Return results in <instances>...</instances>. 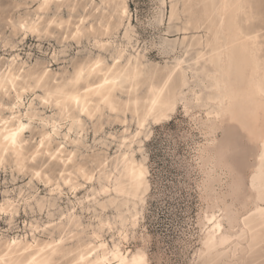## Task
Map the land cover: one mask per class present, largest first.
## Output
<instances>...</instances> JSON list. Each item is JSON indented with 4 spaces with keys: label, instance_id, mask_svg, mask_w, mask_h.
Here are the masks:
<instances>
[{
    "label": "rangeland",
    "instance_id": "obj_1",
    "mask_svg": "<svg viewBox=\"0 0 264 264\" xmlns=\"http://www.w3.org/2000/svg\"><path fill=\"white\" fill-rule=\"evenodd\" d=\"M256 1L259 3L254 4V12L260 11L264 16V0ZM127 2L130 10L127 19L132 28L136 30L138 36L148 35L154 38L156 43L153 47L141 51L142 44L125 41L123 31L112 33L111 38L115 45L127 48L128 44H131L136 53L143 54L145 56L143 60L148 63L149 70H162L166 66L174 65L177 58L190 59L191 56L186 54L183 45L192 43L194 38L204 42L209 37L205 25L199 29L192 26L196 18L202 14L199 12L202 10L203 2L197 0H127ZM68 4L76 5L75 10L64 6L60 13L56 12L55 8L49 12L53 14L56 12L58 16L64 18L72 16L73 23H77L81 16L95 11L97 7L105 9L104 20L111 12L116 14L114 3H109L108 0H70ZM187 5H193L192 12H185ZM37 6V0H0V66L3 65L5 68L4 61H10V57L5 55L3 43L15 36L14 24L23 18H35ZM172 12L175 16H172ZM188 15L193 17L189 23L192 29L171 31L174 25L183 24ZM156 16L160 17V23L153 26L150 20ZM8 21L12 22V27ZM254 25L260 32L264 22L256 18ZM126 28L127 26L125 31ZM260 41L263 44L261 56L264 57V34H261ZM41 43L38 38L29 37L20 48L27 56V53L34 50L38 53ZM43 43L45 51L50 48L55 50L56 45L50 41ZM93 44L94 40L90 43L87 37L82 41L85 48H91ZM218 51L215 49L206 58L214 59ZM105 57L109 61V57ZM35 63L36 60H33L31 65ZM216 67L217 64L215 67L212 66V69ZM49 68L60 73L73 72L75 65L74 61L68 58L67 61L61 60L50 64ZM194 80L191 70H188V80L181 87L182 92L175 112L159 123L150 118L143 128L141 137L134 139L133 146L137 158L141 160L144 155L148 157L151 189L144 194V201L141 199L142 194L136 193L123 172L119 147L124 136H132L135 131L141 129L138 118L128 109L125 117L128 122L127 134L124 132L125 125L117 119H113L108 125L107 130L117 136L119 143L110 144L104 153L108 157L111 169L108 172L111 177L108 183L111 184L112 191L106 200L101 201L107 208L103 213V219L105 223L110 221L114 226H123L130 232L133 237L131 246L146 249L150 260L155 264H225V262L245 264L247 255L245 251L238 249L234 253L233 244L221 246L218 250H208L206 237L212 225L209 218L216 215L222 221L224 230L232 236L233 241H236L237 234L242 228V218L258 200L253 199L251 195L253 191L251 178L259 162L264 118L259 106L251 109L250 105L242 102V94L246 93V89L241 91L232 84L227 90V98L220 103L218 100L208 98L213 93L211 88H203L202 99L197 98ZM197 90L201 93L199 88ZM145 91L146 86H142L141 92L144 94ZM42 92L40 89L37 90V93ZM120 95L123 99L126 98L125 94ZM37 102L39 110L46 115L58 112L51 105H42L38 100ZM57 117L63 118L62 114ZM26 134L31 137L30 132ZM37 135L38 132H35L31 141H35ZM140 139L142 142H139ZM31 146L30 144V148ZM11 167L12 161L9 160L7 174L0 170L2 201L7 190L4 187L5 180L15 188H19L23 183V180L19 183L12 181ZM235 188L238 190H234ZM82 195L86 199V194ZM56 203L58 207L54 205L52 209L54 216L71 211L72 201L67 197ZM93 209L92 212L86 209L76 212L81 216L82 222L89 225L88 231H92V227L97 223L95 217L99 209H96L95 205ZM136 212H139L138 221L130 227V221L126 219ZM48 221L47 211L41 214L31 208L27 211L21 208L20 215L15 217L12 225L8 224L3 215L0 216V235L7 238H22L28 235V238L32 239L33 229L37 225L41 231L35 234L44 239L50 238L49 232L54 233L55 238H59L60 232L70 235L72 231H77L76 224L69 222L67 218L60 229L54 227L49 228V231L44 230V224ZM113 235L119 241L118 232H105L104 238L111 242ZM73 242L76 240L69 241L68 244ZM255 264H264V257Z\"/></svg>",
    "mask_w": 264,
    "mask_h": 264
},
{
    "label": "snow or ice",
    "instance_id": "obj_2",
    "mask_svg": "<svg viewBox=\"0 0 264 264\" xmlns=\"http://www.w3.org/2000/svg\"><path fill=\"white\" fill-rule=\"evenodd\" d=\"M113 6L117 10L113 17L116 21L115 27L110 24L103 37H93L88 34L95 33L96 29L89 28L88 22L83 19L72 26L70 20L65 21L51 12L45 18L43 15L45 11L54 5L52 0H41L39 14L35 18L16 23L15 36L3 43L5 55L10 57L15 70L12 64L4 61L6 75H0V112L4 114L0 115V170L7 174L8 161L11 160L12 181L19 183L23 180V183L19 188H15L10 186L9 181H4L7 190L4 193L5 202L0 205V215L12 225L13 219L20 215L21 208L25 211L31 208L41 214L47 211L49 221L44 224V228L49 229L66 220L63 213L56 216L52 214L54 205L58 207L56 202L64 197L72 201L70 208L73 213L83 209L92 212L95 205L99 211L95 217L97 223L92 229L93 241L81 250L75 264H155L150 260L146 249L140 250L131 246L133 237L130 232L123 226L105 223L103 219V213L107 208L101 201L106 200L112 191L111 184L108 183L111 177L108 176L106 179V172H110L111 169L104 153L110 144L119 143L117 136L107 130L108 125L113 119H117L125 125V134L128 131V122L125 118L128 109L115 103L113 96V92L122 84L123 74L114 70L118 66L122 67L123 62L131 64L130 55L139 57V53H136L131 44H128L127 48L121 45L113 50L110 33L123 31L125 41L142 44L141 51L153 47L156 43L154 38L148 35L138 36L136 30L129 26L128 4L125 0H117ZM150 23L153 26L158 25L160 17L152 18ZM8 24L10 27L13 26L11 21H8ZM261 34H264V27L257 36ZM86 35L90 43L94 40L91 48L82 45ZM29 37H36L42 43L38 53L34 50L25 56L20 46ZM246 39L251 41L254 37L249 35ZM46 41L56 45L55 50L50 48L45 51L43 42ZM105 56L109 57L107 63ZM68 58H71L75 65L72 78L63 87L49 91L41 101L44 105L54 103L62 110L63 118L57 121L34 115L33 104L29 103V100H37L35 92L49 77L51 71L49 65L61 60L67 61ZM26 60L27 64L36 60L40 69L35 76L29 74L27 79L23 75L27 68ZM166 87L165 83L164 88ZM164 88L153 89L157 99L152 101L153 108L147 114L157 123L168 119V113L172 111L171 104L167 106V111L156 107ZM25 93L28 95H24ZM255 94L259 97V109L264 118V81L258 86ZM121 113L122 115H112ZM5 116L7 118H4ZM144 123H148L147 117ZM144 123L139 127L144 128ZM33 131L38 132L37 138L31 141V148L26 150L25 145L29 141L25 134ZM135 137L140 138L141 132L135 131ZM261 141L264 143V127L261 128ZM130 142H134L131 137L119 143V147L124 149ZM121 155L127 162L128 156H124L123 153ZM260 161L259 183L257 186L254 180L251 195L264 205V151L260 153ZM142 176L143 173L141 179ZM82 194H86V199ZM258 211L260 236L264 242V206ZM245 218L248 219L247 216ZM129 223L131 227L135 221ZM40 231L41 228L37 225L33 229V234ZM105 232H118L119 241L113 235L111 242H105ZM17 244L16 239H10L8 251L11 252L12 246ZM63 244V238H58L55 243L48 244L46 249L56 251L58 246ZM24 250L29 251V247L25 246ZM40 251L37 249L27 264H41L37 259ZM0 264H10L6 255L0 256Z\"/></svg>",
    "mask_w": 264,
    "mask_h": 264
},
{
    "label": "bare ground",
    "instance_id": "obj_3",
    "mask_svg": "<svg viewBox=\"0 0 264 264\" xmlns=\"http://www.w3.org/2000/svg\"><path fill=\"white\" fill-rule=\"evenodd\" d=\"M38 1V6L35 9L36 15L39 14V6L41 0ZM70 0H52L54 5L53 8L56 9V12H61L64 6H67L71 10H75V6L69 5ZM105 1V0H103ZM109 3L113 2L114 4L117 0H108ZM203 4L202 10L199 13H202L196 19V22L192 24L194 29L202 28L205 25V30L207 35L211 38H207L204 42H200V39H193V42L187 45H183L186 54H190V59L177 58V63L174 65L166 66L162 70H149V65L143 60L145 57L143 54L139 53V57L129 56V59L132 61L131 64L123 62L122 67L118 66V73H122V84L116 88L113 92L114 102L123 105L129 110H132L135 116L138 118L139 125L144 123V119L147 117L149 120L151 117L147 114L152 110L153 105L152 101L157 99V96L153 93V89L164 88L165 83L167 87L164 88L163 94L159 96L157 102V109L167 111V106L172 105V111L168 113V117L175 112L177 108L178 98L182 92L181 87L184 86L188 80V70H191L192 77L195 79L194 83L196 85L195 92L197 98L202 99L203 88H211L213 93L208 97L209 99L218 100L220 103L227 98V90L232 84H235L239 90L245 91L246 93L242 94V102L250 105V108L253 109L260 105L259 97L255 94L256 89L264 81V57L261 56L263 51L262 42L260 41L261 35L257 36L259 33V28L254 25V20L257 18L260 19V22H264V16L261 12H254V4H258L259 1L256 0H197ZM125 3L128 4L127 0ZM59 6V7H55ZM53 8L46 10L43 14L45 18L49 11ZM117 12L116 8L114 9ZM193 5H187L185 7V12H192ZM55 12L56 15H58ZM105 9L103 7H97L95 11H91L87 15L80 17L77 23L72 22V16L69 18H64L59 16L65 21H71V24L75 26L79 23L81 19L88 22V27H94L96 29L95 33H89L88 35L95 36H104V31L113 25L115 27L116 21L114 20L115 13H110L107 16L106 20L104 18ZM130 16L129 4H128V17ZM172 16H175L172 12ZM179 19V17L177 16ZM193 17L188 15L186 21L180 25H174L171 31L177 30H190L189 27L190 20ZM29 19V18H28ZM27 20L26 18L21 19ZM14 22V21H13ZM15 25V24H14ZM129 26L131 23L129 22ZM83 27V26H82ZM132 27V26H131ZM15 28V27H14ZM127 30V28H126ZM112 33H110L111 35ZM253 36L254 39L248 41L247 36ZM87 37V35H86ZM103 42V40H101ZM215 45V46H213ZM119 46L114 44L113 49ZM207 47L209 49L207 50ZM215 49L219 50L218 54L215 55V58H206V56L213 52ZM9 64H12L13 70H15V65L9 59ZM105 62L108 60L105 57ZM27 64V62L25 61ZM182 63L188 64L187 66ZM217 67L212 69V66ZM23 66V65H22ZM4 66H0V75H6L4 71ZM51 69V68H50ZM137 70H139V75H137ZM40 71L37 64H27V68L23 73L25 79L28 75L31 74L35 76ZM75 71V68H74ZM73 71V72H74ZM65 71L60 73L51 69L49 72V77L45 79L44 83L41 85L40 90L42 93L35 92L37 100L39 103L44 105L41 101L45 98L49 91H55L59 87H63L67 81L72 78V73ZM95 79V77H94ZM146 86V91L143 94L141 92V87ZM201 91V93L197 90ZM82 90V89H81ZM22 91V89H20ZM25 93L24 95H26ZM120 94H125L126 98L123 99ZM29 100V103L33 104L32 112L34 115L39 116L43 119L48 120H60L57 115L62 114V110L57 108L54 103L48 104L49 106L55 107L58 112L46 115L43 111L39 110L38 102ZM137 113H139L137 115ZM210 113V112H209ZM0 115H4L0 112ZM4 118H7L5 116ZM166 120V119H164ZM163 121V120H161ZM148 124V123H147ZM146 127V123H144ZM138 131L141 134L144 132L143 128ZM31 137H28L25 134L26 139L29 141L25 145L26 150L30 149L31 139L34 138L35 131L30 132ZM131 137L133 140L136 138L135 133L132 136H124L121 140V143L125 139ZM135 141V140H134ZM139 142H142L140 139ZM142 150V147L140 148ZM264 151V143H262L261 152ZM260 152V153H261ZM121 153L124 156H128V161L125 162L122 158V168L124 174L129 178L131 184L134 186L136 193H140L142 201H144V194H146L151 189V183L149 180V168L147 165V155H144L141 160L136 156V149L133 146V142H130L126 148L121 149ZM108 159V157H106ZM261 168L260 154L259 162L257 169L252 175L251 186H253L254 180L258 186L259 183V170ZM133 172L135 175H133ZM141 173H143L141 179ZM110 176L106 172V179ZM5 200H0V205H3ZM264 205L260 204V201L257 200L254 207L245 213V216L242 218V228L239 234H237V240L233 241L232 236L224 230L222 221L216 216L213 215L209 218L212 221V225L209 227L206 245L208 250H218L221 246H226L233 244L234 253L241 249L246 252L245 264H255L264 257V246H262L261 241V225H260V216L258 209ZM63 213V212H62ZM249 213H254L255 215H249ZM53 214V213H52ZM69 222L76 224L77 231H72V234H63L60 232L59 238H63L64 244L58 246L56 251H50L46 249V246L50 243H55L58 238H55L54 233L49 232L50 238L44 239L36 234H32V239L27 236L12 237L7 238L0 235V256H7L10 264H27V261L31 260L32 254L36 252L37 249L41 250L37 259L41 264H75V261L79 259V254L81 250L87 247L88 243H91L93 240L92 231H88L87 228L89 225H85L81 216L69 211L68 213H63ZM139 212L131 214L129 219L126 221H135L137 223ZM1 216V215H0ZM248 217L246 219L245 217ZM214 218V219H213ZM15 219V218H14ZM13 219V221H14ZM110 222V221H108ZM53 223H55L53 221ZM64 224V221L60 224H55V228L61 227ZM134 224V225H135ZM123 225L126 226V223L123 222ZM94 227H92L93 229ZM49 231L48 229H45ZM87 237V238H85ZM10 239H16L18 244L12 246V251H8V243ZM72 244H68L69 241H75ZM105 242H107L105 240ZM245 242V244H243ZM25 246L29 247V251H25ZM143 250V249H140ZM225 264H228L225 262Z\"/></svg>",
    "mask_w": 264,
    "mask_h": 264
}]
</instances>
